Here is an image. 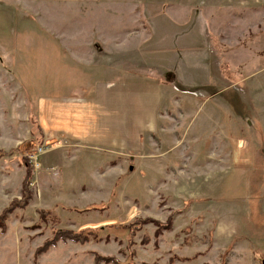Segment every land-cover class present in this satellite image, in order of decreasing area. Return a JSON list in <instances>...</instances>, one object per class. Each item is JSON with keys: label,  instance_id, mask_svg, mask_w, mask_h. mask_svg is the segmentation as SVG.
<instances>
[{"label": "rangeland", "instance_id": "obj_1", "mask_svg": "<svg viewBox=\"0 0 264 264\" xmlns=\"http://www.w3.org/2000/svg\"><path fill=\"white\" fill-rule=\"evenodd\" d=\"M174 1L99 7L127 10L124 43L131 52L147 49V64L158 66L146 71L163 91L159 127L132 157L76 149L43 131L40 98L58 95L66 73L54 53L44 57L43 48L57 46L56 29L44 28L48 36L40 19L14 10V22L10 3L0 6V212L21 197L25 154L35 145L47 151L32 171L28 205L0 232V264H104L95 256L122 264H264V0L244 6L258 7L256 26L245 0H178L189 8L172 18ZM61 16L70 24L68 9ZM27 32L34 48L9 52L11 40L25 45ZM128 225L131 246L120 230ZM95 229L85 245L59 242L35 256L57 230Z\"/></svg>", "mask_w": 264, "mask_h": 264}, {"label": "crops", "instance_id": "obj_2", "mask_svg": "<svg viewBox=\"0 0 264 264\" xmlns=\"http://www.w3.org/2000/svg\"><path fill=\"white\" fill-rule=\"evenodd\" d=\"M177 1H174L171 10L172 18L183 16L185 12L180 13L181 8H189L182 3L178 6ZM112 2L113 6L118 4L122 7L126 3L125 0H0V6L10 3L11 20L14 22V10L20 11L21 16L17 17L30 18L31 21L36 19L38 22L40 19L42 26L38 28L48 36L50 33L46 28L56 29L54 39L57 46L43 48L44 57L46 53H54L57 68L65 69L66 73L65 79L59 83L58 95L40 98L43 131L47 135L56 134L58 141L68 142L76 149L132 157L143 153L147 138L157 132L164 96L160 79L147 74L146 69L158 66L152 60H148L150 64H147V49L142 53L140 49L144 42L140 51L133 52L124 43L129 36L125 28L130 19L128 11L125 14L123 9L108 13V7L99 9ZM240 4L244 9L249 8L244 7L246 0ZM67 9L70 24L63 25L61 15L66 16ZM257 9V6L255 9L250 7L248 13L254 26ZM142 14L144 17L145 12ZM115 18L121 20L120 31L116 30ZM27 25L37 28L35 22ZM27 25H24L26 29ZM29 34L25 45H17L11 40L8 51H23L26 45L34 48L35 45L29 42L34 40L35 35L27 32ZM117 35L123 39H116ZM221 54L217 57L222 59ZM130 69L134 70L130 72ZM59 78H62L61 74Z\"/></svg>", "mask_w": 264, "mask_h": 264}, {"label": "trees", "instance_id": "obj_3", "mask_svg": "<svg viewBox=\"0 0 264 264\" xmlns=\"http://www.w3.org/2000/svg\"><path fill=\"white\" fill-rule=\"evenodd\" d=\"M26 165L28 167L27 178L24 181L23 186H22L21 197L19 199H14L9 204V206L7 208L3 209L0 212V232L1 233H5V231H6V224H7V220L9 218V216L15 210L24 209L28 205V202L31 199V192L29 190V180H30V177L32 176L33 170L30 167V165H28V164H26ZM140 223H143V222H139L137 224L140 225ZM156 224L159 225L158 222ZM137 228H140V227H137ZM120 230L122 233H125L126 235L129 236L128 245L131 246L130 243L132 242V240H134L133 234H135V230L133 229V226L132 227H131V225L123 226L122 229H120ZM125 231H127L128 233H126ZM97 234H98V232L96 231V229H95V231L92 230L91 232H88V233L57 230L54 232L52 238L46 240L43 243V245L35 251V256L37 257V256H40V255L48 252L49 249H51L52 247H55L59 242H63V243L71 242L73 244L85 245L89 242L90 238L97 237ZM95 263L122 264L121 262H119L115 258L100 257V256H95Z\"/></svg>", "mask_w": 264, "mask_h": 264}, {"label": "built area", "instance_id": "obj_4", "mask_svg": "<svg viewBox=\"0 0 264 264\" xmlns=\"http://www.w3.org/2000/svg\"><path fill=\"white\" fill-rule=\"evenodd\" d=\"M46 152L47 151L44 145H35L32 149H30L29 153L25 154V159L32 170L37 172L41 169L40 157H42Z\"/></svg>", "mask_w": 264, "mask_h": 264}]
</instances>
